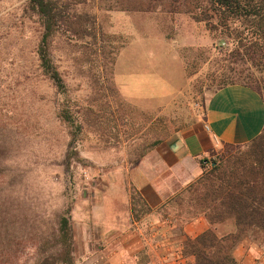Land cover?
I'll use <instances>...</instances> for the list:
<instances>
[{
	"label": "rangeland",
	"instance_id": "rangeland-1",
	"mask_svg": "<svg viewBox=\"0 0 264 264\" xmlns=\"http://www.w3.org/2000/svg\"><path fill=\"white\" fill-rule=\"evenodd\" d=\"M29 1L0 0V264H100L75 239L82 197L193 122L230 68L264 97L263 33L209 0H51L57 85L40 67ZM244 240L264 264V246Z\"/></svg>",
	"mask_w": 264,
	"mask_h": 264
},
{
	"label": "crops",
	"instance_id": "crops-1",
	"mask_svg": "<svg viewBox=\"0 0 264 264\" xmlns=\"http://www.w3.org/2000/svg\"><path fill=\"white\" fill-rule=\"evenodd\" d=\"M263 131L264 100L257 89L238 83L216 89L193 122L155 144L104 194L82 197L86 207L73 211L82 254L100 264H194L183 254L186 238L208 228L222 236L235 226L231 220L210 224L202 214L182 215V191L203 174V160L222 157ZM232 255L238 264L262 263L245 240Z\"/></svg>",
	"mask_w": 264,
	"mask_h": 264
},
{
	"label": "trees",
	"instance_id": "trees-1",
	"mask_svg": "<svg viewBox=\"0 0 264 264\" xmlns=\"http://www.w3.org/2000/svg\"><path fill=\"white\" fill-rule=\"evenodd\" d=\"M209 1L223 15L258 18L259 28L263 33L259 37L264 38V0ZM29 2L40 14L43 23L37 48L40 67L50 79L60 85L61 80L53 67L50 53L55 18L51 0ZM262 51L264 52V48ZM224 79V83L228 84L249 85L241 82L244 78L232 68ZM262 98L264 100L263 96ZM61 115L63 119H68L63 111ZM249 143L251 149L248 153L227 158L220 170L217 168L211 173L203 172L179 197L178 203L187 208V214H202L210 224L231 219L235 226L234 232L222 236L208 228L195 238H186L183 254L192 256L194 264H238L232 251L245 238H251L264 246V131ZM216 164L217 161L214 166ZM66 226V219H63L62 232L67 236L69 229ZM47 261L46 258L40 264H46Z\"/></svg>",
	"mask_w": 264,
	"mask_h": 264
},
{
	"label": "built area",
	"instance_id": "built-area-1",
	"mask_svg": "<svg viewBox=\"0 0 264 264\" xmlns=\"http://www.w3.org/2000/svg\"><path fill=\"white\" fill-rule=\"evenodd\" d=\"M215 162H216V159H213V158L205 159V160L202 161V165H203V167H204L205 169H209V168H212V167L214 166ZM82 174H83V176H84L85 178L88 177V172H87V170H83Z\"/></svg>",
	"mask_w": 264,
	"mask_h": 264
}]
</instances>
